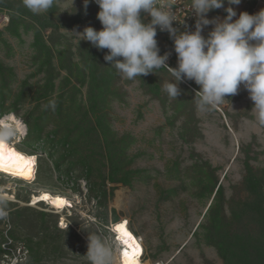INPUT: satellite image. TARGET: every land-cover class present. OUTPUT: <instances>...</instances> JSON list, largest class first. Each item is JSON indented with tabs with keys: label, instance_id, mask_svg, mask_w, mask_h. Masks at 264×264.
Masks as SVG:
<instances>
[{
	"label": "rangeland",
	"instance_id": "1",
	"mask_svg": "<svg viewBox=\"0 0 264 264\" xmlns=\"http://www.w3.org/2000/svg\"><path fill=\"white\" fill-rule=\"evenodd\" d=\"M254 4L233 7L239 15ZM98 11L95 0L86 10L84 0H57L35 15L22 0H0V136L34 168L22 178L0 172V264H90L88 233L107 243L114 264L111 229L123 218L143 239L145 264H240L243 243L264 245L262 221L242 209L258 196L254 179L264 194V126L247 90L201 112L194 81L180 83L178 98L166 94V67L123 79L104 60L107 49L73 31L99 30ZM157 40L176 67L174 44ZM42 189L72 205L32 203ZM7 246L21 256L7 263Z\"/></svg>",
	"mask_w": 264,
	"mask_h": 264
},
{
	"label": "clouds",
	"instance_id": "2",
	"mask_svg": "<svg viewBox=\"0 0 264 264\" xmlns=\"http://www.w3.org/2000/svg\"><path fill=\"white\" fill-rule=\"evenodd\" d=\"M91 2L84 0L85 10ZM241 2L190 0L187 11L196 17L195 30L181 32L174 26L179 21L174 10L176 0H95L102 27L97 30L88 25L83 31H73L79 42L84 40L98 50L107 49L104 60L123 79L135 80L166 67L173 80L165 83L163 90L170 98L179 97L182 81H194L199 85L196 107L201 112L215 109L228 96L236 95L243 85L253 102L251 111L256 122L264 126V8L237 15L233 6ZM22 3L39 15L48 12L57 0H22ZM218 9H224L226 15L209 18L208 13ZM142 13L151 19L146 22ZM209 25L213 27L205 36L204 29ZM158 29L167 31L174 41L176 67L167 63L170 52L160 54ZM0 153L7 156L2 141ZM130 230L137 236L131 226ZM9 253L11 256L4 258L8 263L13 262L12 256L19 258L22 251L12 255V248ZM86 256L90 264H112L113 260L107 243L90 233Z\"/></svg>",
	"mask_w": 264,
	"mask_h": 264
},
{
	"label": "bare ground",
	"instance_id": "3",
	"mask_svg": "<svg viewBox=\"0 0 264 264\" xmlns=\"http://www.w3.org/2000/svg\"><path fill=\"white\" fill-rule=\"evenodd\" d=\"M1 124L5 127V129H9V125L6 123L4 118H2ZM16 129L20 134L25 133L24 128L19 122H17ZM0 141L3 142L4 151L7 153V156L0 153V172L9 174L12 178L26 177L27 170L29 168L34 169L32 168L31 161L29 159L30 154L17 148L15 143H9L1 136ZM32 173L35 177V173ZM33 179L34 178H32V180ZM31 198L32 203L38 204L40 202H44L52 209L59 212L72 205L71 200L66 195L53 193L48 189H42L38 193H34ZM61 201H63V203H61ZM60 225H65V217L61 218ZM111 230L114 232V240L117 243V260L114 264H145L143 261L145 254L143 239L138 235H134L130 230L129 219L123 218L117 222ZM126 253L127 255H125Z\"/></svg>",
	"mask_w": 264,
	"mask_h": 264
},
{
	"label": "trees",
	"instance_id": "4",
	"mask_svg": "<svg viewBox=\"0 0 264 264\" xmlns=\"http://www.w3.org/2000/svg\"><path fill=\"white\" fill-rule=\"evenodd\" d=\"M90 169V168H89ZM258 179H254L249 186V190L251 193L258 195L254 200H251L250 203H245L242 208L243 211L246 213H249L248 206L252 209L254 212V218L258 221H262L264 225V194L259 192V189L256 187V183H258ZM248 204V205H246ZM241 214H236V216H239ZM239 244V243H238ZM261 245V246H260ZM260 245H246L242 244L241 249L243 250V256L239 259L240 264H264V248L263 244ZM218 246L223 249L225 252L229 251L233 248L230 245H228V248H225L223 244L219 243ZM249 247H252V251L250 254ZM222 250V253L224 252ZM231 259V258H230ZM229 258L228 260L231 261Z\"/></svg>",
	"mask_w": 264,
	"mask_h": 264
},
{
	"label": "built area",
	"instance_id": "5",
	"mask_svg": "<svg viewBox=\"0 0 264 264\" xmlns=\"http://www.w3.org/2000/svg\"><path fill=\"white\" fill-rule=\"evenodd\" d=\"M247 0H242L241 3L245 2ZM251 1L253 3H255L253 6V13L258 12L261 8H264V0H248ZM190 4V0H176V4L174 6V10H175V14H176V18L180 21H175L174 22V26L178 29V31H185V30H191L194 26H195V21H196V17L194 14H190L187 11L188 5ZM227 4V2L225 3ZM226 15V12H223V17ZM157 34H160V36H162L163 38H166L167 40H169L172 44H174L173 39L170 37L169 33L167 31H159ZM11 247L7 246V250H11ZM6 252V258H9L11 255H9L10 253ZM5 261L8 260L6 259Z\"/></svg>",
	"mask_w": 264,
	"mask_h": 264
},
{
	"label": "snow or ice",
	"instance_id": "6",
	"mask_svg": "<svg viewBox=\"0 0 264 264\" xmlns=\"http://www.w3.org/2000/svg\"><path fill=\"white\" fill-rule=\"evenodd\" d=\"M45 198H46V197H45ZM61 203H63V201H61ZM125 255H127V253H126Z\"/></svg>",
	"mask_w": 264,
	"mask_h": 264
}]
</instances>
